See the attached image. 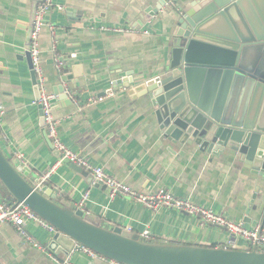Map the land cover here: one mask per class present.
Masks as SVG:
<instances>
[{
  "label": "crops",
  "instance_id": "obj_1",
  "mask_svg": "<svg viewBox=\"0 0 264 264\" xmlns=\"http://www.w3.org/2000/svg\"><path fill=\"white\" fill-rule=\"evenodd\" d=\"M196 1L199 0H54L40 43L47 92L55 95L64 85L66 91L75 94L73 105L62 103L54 108L61 122L59 137L68 148L110 176L145 194L166 188L176 197L255 228L264 221V188L254 176L227 155H204L194 148L186 150L185 155H180L179 149L170 151L161 140L146 92L129 95L123 89L108 93L118 73L132 72V87H140L164 73L172 60L168 22L179 12L190 10ZM33 3L34 0H0V106L7 111L0 142L7 155L23 154L34 176L43 177L58 157L43 137L39 101L25 58ZM248 6L243 12L249 16L250 26L254 14L258 21L251 29L255 36L264 34V23L257 17L259 5ZM237 20L241 22L239 17ZM118 25L149 29L151 34L117 35L98 30L99 26ZM50 27L56 31V47ZM55 57L59 58L60 69ZM248 61L263 64L264 71V56L253 52ZM68 66H82L76 72L79 76L84 73V77L64 83L61 78L65 73L72 77L74 74L73 70L66 71ZM74 81L80 86L76 87ZM102 92L107 93L102 101L82 110L77 107V103L99 99ZM89 176L63 161L45 182L59 191L61 200L75 206L89 190L84 210L100 218L109 229L131 228L137 235L148 230L149 239L182 245L226 246L225 230L202 226L196 217L176 209L153 211L122 195L112 199L109 189L93 185ZM28 232L34 242L47 248L50 232L32 222ZM238 246L245 251L249 248L240 241ZM0 257L4 264H55L50 252L35 248L7 224L0 225ZM60 257L67 258L62 254ZM73 263L108 264L82 254L74 255Z\"/></svg>",
  "mask_w": 264,
  "mask_h": 264
},
{
  "label": "water",
  "instance_id": "obj_2",
  "mask_svg": "<svg viewBox=\"0 0 264 264\" xmlns=\"http://www.w3.org/2000/svg\"><path fill=\"white\" fill-rule=\"evenodd\" d=\"M38 1L33 3L25 52L37 101L40 93L30 42ZM257 1L199 0L192 3L190 10L179 12L168 22L172 60L164 73L140 87H132V72L118 73L108 93L123 89L129 95L146 92L148 108L159 126L161 140L170 151L179 149V154L185 155L186 150L194 148L204 155H227L264 188L263 64L248 61L252 51L262 50L264 40H255L251 27L247 34L240 35L233 21L244 17L246 5L259 8ZM78 68L82 66H68L66 71L73 70V77L65 73L62 81L69 83L84 77V73L77 75ZM249 83H253L254 99L259 101L258 112L253 118L240 114L238 117L232 103ZM75 85L79 87L80 83L76 81ZM106 94L102 92L98 97ZM55 95L58 100L54 101V108L62 103L73 105L75 94L66 91L64 85ZM39 109L43 137L59 158L60 153L48 138L40 105ZM88 180L92 182L93 177L89 176ZM0 183L14 202L27 206L56 229L50 234L47 249L60 259V254L68 256L79 243L122 264H264V253L256 248L245 251L239 246L231 250L182 245L146 239L121 227L109 229L100 218L61 200L59 191L47 185L42 176L35 177L21 159L14 154L7 155L1 142ZM255 199L256 196L249 209ZM245 220L250 222L249 218ZM0 264H4L1 257Z\"/></svg>",
  "mask_w": 264,
  "mask_h": 264
},
{
  "label": "built area",
  "instance_id": "obj_3",
  "mask_svg": "<svg viewBox=\"0 0 264 264\" xmlns=\"http://www.w3.org/2000/svg\"><path fill=\"white\" fill-rule=\"evenodd\" d=\"M53 7L54 0L39 1L34 17L30 42V54L34 65V72L37 76V83L40 93V100L38 104L43 109L48 138L53 143L55 149L60 153V157L58 158L54 166L45 175H43V181L48 180L51 175L58 169V167L63 163V161H67L83 169L88 175L92 176L93 185L101 184L109 189L112 199L116 196L122 195L138 202L139 204L153 211H157L161 208H172L179 210L198 218L202 226L212 225L226 229L229 233V239L226 243V246L224 247L225 249H236L238 247L239 241L243 240L245 241L247 246L249 245L252 247V250L256 248L258 252L264 253V221L255 228H249L243 222L233 221L227 217L215 213V211L210 208L197 205L188 199L176 197L166 188H159L157 191L149 194L136 191L125 181H120L110 176L103 168L95 166L87 157L80 153L74 152L61 141L58 134L61 122L56 119L53 107L54 101L58 100V96L51 95L47 92V78L41 64L40 48L42 34L48 27L46 20ZM98 30L117 35H130L137 33H142L144 35L151 34V31L149 29L141 30L137 27H125L119 25L99 26ZM50 31L54 47H56L57 39L55 28L50 27ZM55 60L57 62L58 69H60L61 63L59 61V58L55 57ZM98 101H102V98L91 99L87 103H77L76 105L80 110H82L91 104H96ZM6 113V109L0 106V133L3 130V122L5 120ZM17 157L22 160L24 166L29 167L28 162L25 160L23 154L18 155ZM89 198L90 191L87 190L82 194L81 200L78 202L76 207L84 210L86 202L89 200ZM30 222L37 223L40 227L47 230L51 234L56 230L52 225L39 217L27 206L23 204H17L16 202H7L2 197H0V225L7 224L13 226L23 240L31 243L37 249L49 252L47 248H43V246H41L39 243L33 241L28 232V224ZM126 231L133 233L131 228H127ZM139 236L149 239L150 232L148 230H145L140 233ZM76 254H82L90 258L92 261L107 262L108 264H122L101 256L95 251L79 243L75 244L74 248L66 259H60L53 254L52 257L55 264H74L73 256Z\"/></svg>",
  "mask_w": 264,
  "mask_h": 264
},
{
  "label": "rangeland",
  "instance_id": "obj_4",
  "mask_svg": "<svg viewBox=\"0 0 264 264\" xmlns=\"http://www.w3.org/2000/svg\"><path fill=\"white\" fill-rule=\"evenodd\" d=\"M257 3L259 5V7H260V10H258L257 17L259 19H261V21H263V23H264V2L262 0H258ZM241 19H242L241 22H239L238 20H233L235 22V26H236L238 32L240 33V35L242 33H246L247 34L248 33L247 31L250 30V27L252 28L253 23L258 22L257 19L255 18V14L253 15V18L251 20V26H250V22H249V16H247L245 14L243 18L241 17ZM254 37H255V40H264V34H262V35L259 34V35H256ZM250 38H251V35H250ZM261 47H262V50L259 51L258 53L260 55L264 56V44ZM254 51H252V52H254ZM263 76H264V74H263ZM253 86H254L253 83H249V86L246 87L243 90V93L240 94V92H239V94H240L239 99H235L234 102L232 103L233 106L236 108V110H238V117H240V116L241 117H245L246 116L245 118H247V117L251 118L252 116L254 117L257 114V112H258L259 101H258V99H254ZM253 100H256L254 102V104H253ZM237 101H239V103ZM239 114H240V116H239ZM0 196H2V197L5 196V191L2 189L1 186H0ZM198 221H199V219H198ZM206 226L216 227V226H212V225H206ZM217 228L223 229V228H220V227H217ZM223 230H225L227 232L228 239H229L228 231L226 229H223ZM240 243L243 244V243H245V241L240 240ZM248 250L249 251L252 250V247L249 246Z\"/></svg>",
  "mask_w": 264,
  "mask_h": 264
},
{
  "label": "trees",
  "instance_id": "obj_5",
  "mask_svg": "<svg viewBox=\"0 0 264 264\" xmlns=\"http://www.w3.org/2000/svg\"><path fill=\"white\" fill-rule=\"evenodd\" d=\"M0 186L2 187V189L5 191V196L3 197V199L7 202L9 201H13L12 197L8 194V192L6 191V189L4 188V186L0 183ZM14 202V201H13ZM12 202V203H13ZM221 247H225L224 244H220V245H214L211 246L210 248H221Z\"/></svg>",
  "mask_w": 264,
  "mask_h": 264
}]
</instances>
